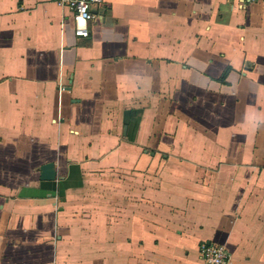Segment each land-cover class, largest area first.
<instances>
[{
	"label": "crops",
	"instance_id": "crops-1",
	"mask_svg": "<svg viewBox=\"0 0 264 264\" xmlns=\"http://www.w3.org/2000/svg\"><path fill=\"white\" fill-rule=\"evenodd\" d=\"M93 12L0 0V264H264V0Z\"/></svg>",
	"mask_w": 264,
	"mask_h": 264
},
{
	"label": "built area",
	"instance_id": "built-area-1",
	"mask_svg": "<svg viewBox=\"0 0 264 264\" xmlns=\"http://www.w3.org/2000/svg\"><path fill=\"white\" fill-rule=\"evenodd\" d=\"M262 0H245L255 4ZM105 0H59V4L73 12L75 35L79 39L90 37V25L95 20L93 9L102 6ZM200 255L204 264H228L229 253L223 247L204 243L200 246Z\"/></svg>",
	"mask_w": 264,
	"mask_h": 264
},
{
	"label": "water",
	"instance_id": "water-1",
	"mask_svg": "<svg viewBox=\"0 0 264 264\" xmlns=\"http://www.w3.org/2000/svg\"><path fill=\"white\" fill-rule=\"evenodd\" d=\"M41 172H42L41 178L43 181H46V182L55 181L57 174H56L54 164L45 165L44 167H42Z\"/></svg>",
	"mask_w": 264,
	"mask_h": 264
},
{
	"label": "rangeland",
	"instance_id": "rangeland-1",
	"mask_svg": "<svg viewBox=\"0 0 264 264\" xmlns=\"http://www.w3.org/2000/svg\"><path fill=\"white\" fill-rule=\"evenodd\" d=\"M91 26V25H90Z\"/></svg>",
	"mask_w": 264,
	"mask_h": 264
}]
</instances>
